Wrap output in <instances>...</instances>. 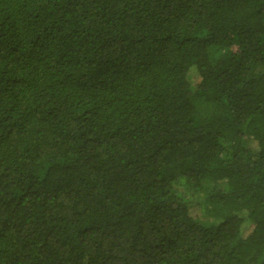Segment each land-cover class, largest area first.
Returning <instances> with one entry per match:
<instances>
[{"label": "trees", "instance_id": "trees-1", "mask_svg": "<svg viewBox=\"0 0 264 264\" xmlns=\"http://www.w3.org/2000/svg\"><path fill=\"white\" fill-rule=\"evenodd\" d=\"M0 264H264V0H0Z\"/></svg>", "mask_w": 264, "mask_h": 264}, {"label": "rangeland", "instance_id": "rangeland-1", "mask_svg": "<svg viewBox=\"0 0 264 264\" xmlns=\"http://www.w3.org/2000/svg\"><path fill=\"white\" fill-rule=\"evenodd\" d=\"M191 194H192V191H191ZM202 220L203 221H207V222H212L213 221V219H211V218H203Z\"/></svg>", "mask_w": 264, "mask_h": 264}]
</instances>
